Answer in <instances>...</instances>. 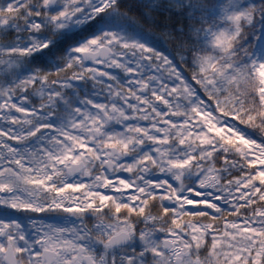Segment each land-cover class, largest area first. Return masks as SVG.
Returning <instances> with one entry per match:
<instances>
[{"label": "snow or ice", "instance_id": "6c2138e0", "mask_svg": "<svg viewBox=\"0 0 264 264\" xmlns=\"http://www.w3.org/2000/svg\"><path fill=\"white\" fill-rule=\"evenodd\" d=\"M0 264H264V0H0Z\"/></svg>", "mask_w": 264, "mask_h": 264}]
</instances>
